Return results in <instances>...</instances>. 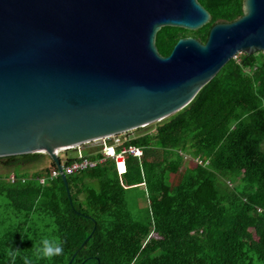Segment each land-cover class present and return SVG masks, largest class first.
I'll list each match as a JSON object with an SVG mask.
<instances>
[{"label": "trees", "instance_id": "obj_1", "mask_svg": "<svg viewBox=\"0 0 264 264\" xmlns=\"http://www.w3.org/2000/svg\"><path fill=\"white\" fill-rule=\"evenodd\" d=\"M199 1L212 20L198 31L163 27L155 38L162 57L181 38L207 44L219 21L244 14V0ZM125 144L143 154L127 155L124 173L107 159L68 176V185L61 177L42 185L57 168L51 160L37 174L17 172L15 183L0 177V264H70L75 256L73 264H264V53L232 60L182 111ZM100 151L60 160L98 161ZM43 156L2 164L22 170ZM190 158L203 164L171 185ZM139 187L150 204L141 221L128 202ZM45 236L62 241L61 254L37 255Z\"/></svg>", "mask_w": 264, "mask_h": 264}, {"label": "water", "instance_id": "obj_2", "mask_svg": "<svg viewBox=\"0 0 264 264\" xmlns=\"http://www.w3.org/2000/svg\"><path fill=\"white\" fill-rule=\"evenodd\" d=\"M243 9L162 57L163 27L212 20L199 0H0V159L44 154L63 172L61 152L182 111L238 55L264 53V0Z\"/></svg>", "mask_w": 264, "mask_h": 264}, {"label": "rangeland", "instance_id": "obj_3", "mask_svg": "<svg viewBox=\"0 0 264 264\" xmlns=\"http://www.w3.org/2000/svg\"><path fill=\"white\" fill-rule=\"evenodd\" d=\"M246 55H238V60L237 62L240 63L241 59H243ZM148 129L154 130V124H151L149 126L135 129L129 132H126V134L115 136L113 139L109 140H102L97 143L89 144L86 146H82L81 148H77V150H68L65 152H61V158H69L71 156H75L78 152L80 153L82 150L85 149H92L94 152H97L98 148L103 147L105 144L110 145V143H117L118 139L121 141H126L127 139L134 138L138 134H143V132L147 131ZM263 150H264V145H263ZM69 152V153H68ZM44 155V154H42ZM1 160V159H0ZM5 161H0V177H3L5 179H8L9 176H11L14 172H23L19 168L16 167H9L8 165H4ZM195 162L190 160L189 163L186 165L182 166V168L178 171L176 174H172L169 177V183L171 185H176L180 179L182 178L183 175L187 177L189 174V170L191 173L192 168H194L192 165ZM51 165V159L47 156L44 155L43 158L38 159V162H34L32 165H29L27 167H24L23 170L27 171V173H36L38 171H42L45 168L49 167ZM37 174V173H36ZM95 184H98L97 182H94ZM145 188L139 187V189H133L128 192V202H129V209L131 210L133 216L136 218V220L141 221V218H145L147 216V210L149 209V203L147 202L146 196H145ZM50 202L48 199H45V203L48 204Z\"/></svg>", "mask_w": 264, "mask_h": 264}, {"label": "built area", "instance_id": "obj_4", "mask_svg": "<svg viewBox=\"0 0 264 264\" xmlns=\"http://www.w3.org/2000/svg\"><path fill=\"white\" fill-rule=\"evenodd\" d=\"M234 60H238V56ZM113 138H115V137H113ZM113 138H111V139H113ZM106 140H109V139H105L104 141H106ZM125 142L126 141L123 142L120 139H118L117 143L114 142L113 144H110V145L105 144L104 147L100 151V153L104 154V156L102 159H100L98 161L93 160L91 158H84L82 156L81 161H78L72 165H68V164L61 162L63 172H60L58 170V168H56V170L51 172L50 175L45 176V177H41V179H39V182L42 185H46V184H49L51 181L57 179L58 177H61V175L63 173H65L67 176H71V175L78 174L82 171L94 169V168L98 167V164L104 162L107 159L114 160L116 165H117L119 172L124 173L126 171L127 155H131V156H135V157L140 158L143 154V150L141 148L136 147V146H132V145L127 146L125 144ZM118 147L121 148L119 152L117 151ZM60 154H59V157H60ZM191 160L195 163L203 164V161L200 160L199 158H196V159L192 158ZM121 166H123V168H124L123 170H121ZM17 180H18V178L16 175H13L11 177V181L13 183L17 182ZM259 211L263 213L264 209H260Z\"/></svg>", "mask_w": 264, "mask_h": 264}, {"label": "clouds", "instance_id": "obj_5", "mask_svg": "<svg viewBox=\"0 0 264 264\" xmlns=\"http://www.w3.org/2000/svg\"><path fill=\"white\" fill-rule=\"evenodd\" d=\"M37 255L51 258L62 252V241L55 236H45L39 241V245L35 246ZM25 264H31V262L25 258Z\"/></svg>", "mask_w": 264, "mask_h": 264}, {"label": "crops", "instance_id": "obj_6", "mask_svg": "<svg viewBox=\"0 0 264 264\" xmlns=\"http://www.w3.org/2000/svg\"><path fill=\"white\" fill-rule=\"evenodd\" d=\"M106 145H107V144H106ZM103 147H104V146H103ZM103 147H101V149H102ZM90 150H92V149H90ZM81 155H86L85 152H83V150L79 153V156H81ZM23 168H24V167H22L21 169H22L23 172H25V171L23 170ZM13 175H17V172H14V173L11 175V177H12Z\"/></svg>", "mask_w": 264, "mask_h": 264}, {"label": "flooded vegetation", "instance_id": "obj_7", "mask_svg": "<svg viewBox=\"0 0 264 264\" xmlns=\"http://www.w3.org/2000/svg\"><path fill=\"white\" fill-rule=\"evenodd\" d=\"M0 161H5L7 164L10 163V161H12L11 158H6V159H1Z\"/></svg>", "mask_w": 264, "mask_h": 264}]
</instances>
